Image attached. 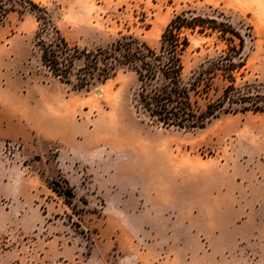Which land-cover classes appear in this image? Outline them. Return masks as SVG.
Segmentation results:
<instances>
[{
    "label": "rangeland",
    "instance_id": "obj_1",
    "mask_svg": "<svg viewBox=\"0 0 264 264\" xmlns=\"http://www.w3.org/2000/svg\"><path fill=\"white\" fill-rule=\"evenodd\" d=\"M33 1L81 50L123 35L158 48L175 14L217 8L245 39L237 82L264 92V0ZM38 28L32 12H10L0 26V264H225L209 253H223L233 235L223 237V209L211 197L237 186L259 234L251 258L229 256L230 264H264V113L164 127L136 108L130 70L81 90L75 77L54 78L40 60ZM190 39L185 82L225 48L215 37ZM226 84L218 75L193 99L205 109ZM24 112L27 132L17 126ZM226 217L230 224L241 214Z\"/></svg>",
    "mask_w": 264,
    "mask_h": 264
},
{
    "label": "trees",
    "instance_id": "obj_2",
    "mask_svg": "<svg viewBox=\"0 0 264 264\" xmlns=\"http://www.w3.org/2000/svg\"><path fill=\"white\" fill-rule=\"evenodd\" d=\"M185 10L175 14L161 34L158 48L133 35H123L106 48L80 49L71 45L54 25L51 12L33 0H0V26L10 12H32L39 23L36 46L43 67L57 80L81 90L91 78L105 83L120 70L136 75V108L153 122L183 130L204 128L221 112L264 113V92L258 86L237 82L244 75L245 39L220 10ZM194 34L215 37L225 45L220 54L204 62L194 78L184 80V56ZM247 35V34H245ZM77 62L81 64L76 65ZM226 81L221 97L201 109L193 96L207 93L217 76Z\"/></svg>",
    "mask_w": 264,
    "mask_h": 264
},
{
    "label": "crops",
    "instance_id": "obj_3",
    "mask_svg": "<svg viewBox=\"0 0 264 264\" xmlns=\"http://www.w3.org/2000/svg\"><path fill=\"white\" fill-rule=\"evenodd\" d=\"M26 122L21 125H17L18 127H21L22 130L25 132L28 131V128L31 127V124H27L29 120V115L25 113ZM19 117V116H18ZM21 117V116H20ZM26 123V124H25ZM17 127V128H18ZM243 188L242 187H234L231 189L223 188L218 190L217 192H212L213 197L211 199L214 201V205L216 208L223 209V237L227 234L233 235V239L230 242L223 241V253H218L214 255V252H210L209 254L212 255L216 259H221L223 257V263L230 264L233 262L230 260L229 256H232L233 258H242V257H248L251 258V255L247 252V249L250 247H254L253 239H255L258 236L259 231V222L256 221L252 217L253 211L251 210V206H249L250 199L244 200L243 199ZM231 211L232 213H240L241 217L236 222L228 223L226 215L228 212ZM222 225V222H221ZM246 231L248 236H240L239 233H242ZM221 234V230H218V233L215 232V237L219 236ZM239 234V235H238ZM234 252V255L232 254ZM227 262H225V260ZM196 260V254H194V260Z\"/></svg>",
    "mask_w": 264,
    "mask_h": 264
}]
</instances>
